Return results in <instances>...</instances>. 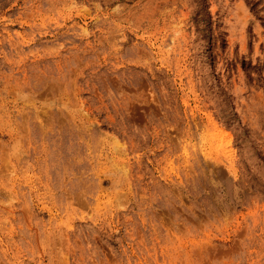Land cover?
<instances>
[{"label": "rangeland", "instance_id": "374dc122", "mask_svg": "<svg viewBox=\"0 0 264 264\" xmlns=\"http://www.w3.org/2000/svg\"><path fill=\"white\" fill-rule=\"evenodd\" d=\"M0 264H264V0H0Z\"/></svg>", "mask_w": 264, "mask_h": 264}]
</instances>
